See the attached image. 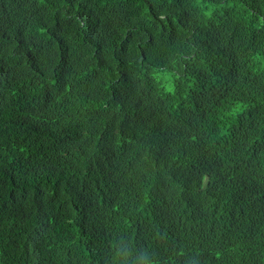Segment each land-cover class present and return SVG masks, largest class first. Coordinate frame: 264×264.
<instances>
[{"label":"trees","instance_id":"trees-1","mask_svg":"<svg viewBox=\"0 0 264 264\" xmlns=\"http://www.w3.org/2000/svg\"><path fill=\"white\" fill-rule=\"evenodd\" d=\"M0 264H264V0H0Z\"/></svg>","mask_w":264,"mask_h":264}]
</instances>
